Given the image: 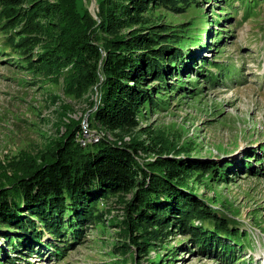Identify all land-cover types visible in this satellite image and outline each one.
<instances>
[{
  "label": "trees",
  "instance_id": "1",
  "mask_svg": "<svg viewBox=\"0 0 264 264\" xmlns=\"http://www.w3.org/2000/svg\"><path fill=\"white\" fill-rule=\"evenodd\" d=\"M200 1L100 0L97 23L78 4L79 0H0V28L6 31V43L12 49L9 56H17L20 67L27 68L34 78L64 76L69 94L70 89L80 92L100 87L88 124L98 122L115 136L138 129L142 111L166 102L163 97L167 94L191 90L198 96V84L188 83L191 89L183 86V74L191 71L190 78L195 71L210 82L225 80L212 70L222 64L219 60L214 64L209 59L200 64L197 61L193 48L210 46L206 43L210 37L206 29L197 25L171 28L147 18L157 8L177 13L190 4L199 7ZM223 19L217 16L215 23L220 26ZM45 21L55 26V33ZM196 27L198 32L194 34ZM125 29L127 32H123ZM224 37L218 33L215 38L219 40L213 42L219 45ZM6 50L0 47V55ZM169 75L180 81L175 88H168ZM164 86L166 91L161 90ZM82 131L81 123L73 124L39 163L32 157L19 161L12 174L7 173L9 170L0 173V225L7 231H17L21 237L8 236V250L25 249L19 254H26L24 259L29 262L40 255L38 247H54L55 257L60 259L83 243L85 228L99 218L100 201L133 193L126 204L128 220L124 221V230L138 248L152 246V241H161L167 234L170 237V231L176 228L191 236L200 254L240 264L241 256L236 257L235 247L225 240L233 239L239 245L236 238L248 233L215 210V205L197 196L189 184L193 173L202 170L224 178L226 168L188 164L180 156L165 157L168 155L157 140L150 143L151 147L145 142L120 146L104 137L84 147L77 139ZM144 151L157 157L141 162L138 154ZM252 158L257 164L250 167V173H261L264 158ZM40 227L50 235L52 243H43ZM140 236L144 237L142 241H138ZM5 256L0 249V259ZM16 258L21 259L10 264H22L23 257Z\"/></svg>",
  "mask_w": 264,
  "mask_h": 264
},
{
  "label": "rangeland",
  "instance_id": "2",
  "mask_svg": "<svg viewBox=\"0 0 264 264\" xmlns=\"http://www.w3.org/2000/svg\"><path fill=\"white\" fill-rule=\"evenodd\" d=\"M99 1L78 2L97 23L100 22ZM185 8L177 13L157 8L147 18L154 23L169 24L171 28L197 25L199 29H206L210 35L206 43L210 46L193 48L197 61L200 64L209 59V63L214 64L219 60L222 64L212 70L225 80L210 82L195 71L190 78L187 77L191 71L183 74L180 78L183 86L191 89L192 84L188 83L198 84L201 89L198 96L191 90L167 94L163 97L167 98L166 102L156 103L153 110L142 111L138 129L119 132L117 136L105 131L98 122H90L93 126L88 124L89 114L95 111L99 99L100 87L80 92L70 89L69 94L65 90L64 76L34 78L27 68L20 67L17 56H9L12 49L6 43V31L0 28V47L7 49L0 55V173L9 170L7 173L12 174L18 169L15 165L19 161L32 157L39 163L43 154L75 123L83 126L81 133L94 132L101 139L107 137L120 146L145 142L151 147L150 143L157 140L163 153L168 155L165 157L180 156L188 164L226 168L224 178L202 170L193 173L189 184L197 196L215 205V210L232 218L240 231L248 233L244 238H236L239 245L233 239L225 240L235 247L236 257L241 256L240 264H264V167L261 173H250V167L257 164L252 156L264 158V0H202L199 7L194 3ZM217 16L225 17L220 26L215 23ZM48 21L45 23L52 28L51 33H55V26ZM197 32L196 27L192 33ZM218 33L225 36L219 45L213 42L219 40L215 38ZM168 78L169 89L180 82L170 75ZM165 86L162 91H166ZM138 155L141 162L157 157L145 151ZM133 195L122 193L100 201L99 218L94 225L85 228L83 243L60 259L55 257L54 247H38L40 255L26 262V254H19L25 253V249L21 252L8 250L6 238L19 239L18 232L7 231L0 225V249L6 255L0 260L8 257L3 264L21 259L16 257H23L22 264L237 263L200 254L191 236L176 228L170 231V237L167 234L161 241H152V246L138 248L124 230V221L128 220L126 204ZM39 230L43 243H52L50 235L41 227ZM143 238L140 236L138 241Z\"/></svg>",
  "mask_w": 264,
  "mask_h": 264
},
{
  "label": "built area",
  "instance_id": "3",
  "mask_svg": "<svg viewBox=\"0 0 264 264\" xmlns=\"http://www.w3.org/2000/svg\"><path fill=\"white\" fill-rule=\"evenodd\" d=\"M89 133V134H88ZM97 133H94V132H87L84 131L83 133L79 134L77 136V139L79 140L78 142L82 145V146H87V144H90V143H95V142H99L101 140V138L97 137Z\"/></svg>",
  "mask_w": 264,
  "mask_h": 264
}]
</instances>
